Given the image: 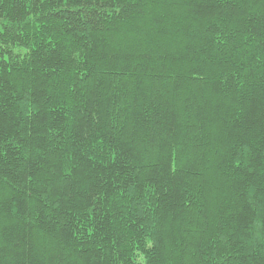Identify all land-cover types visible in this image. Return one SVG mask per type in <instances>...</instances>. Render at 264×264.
<instances>
[{
	"label": "trees",
	"instance_id": "trees-1",
	"mask_svg": "<svg viewBox=\"0 0 264 264\" xmlns=\"http://www.w3.org/2000/svg\"><path fill=\"white\" fill-rule=\"evenodd\" d=\"M0 264H264V0H0Z\"/></svg>",
	"mask_w": 264,
	"mask_h": 264
}]
</instances>
